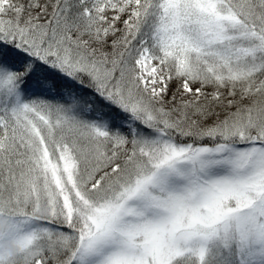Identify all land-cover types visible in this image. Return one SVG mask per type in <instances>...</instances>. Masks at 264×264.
<instances>
[{
    "label": "snow or ice",
    "instance_id": "6c2138e0",
    "mask_svg": "<svg viewBox=\"0 0 264 264\" xmlns=\"http://www.w3.org/2000/svg\"><path fill=\"white\" fill-rule=\"evenodd\" d=\"M0 264H264V0H0Z\"/></svg>",
    "mask_w": 264,
    "mask_h": 264
}]
</instances>
